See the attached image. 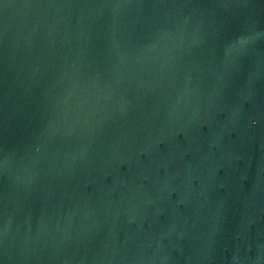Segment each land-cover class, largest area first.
Instances as JSON below:
<instances>
[{"label": "water", "instance_id": "water-1", "mask_svg": "<svg viewBox=\"0 0 264 264\" xmlns=\"http://www.w3.org/2000/svg\"><path fill=\"white\" fill-rule=\"evenodd\" d=\"M0 264H264V0H0Z\"/></svg>", "mask_w": 264, "mask_h": 264}]
</instances>
